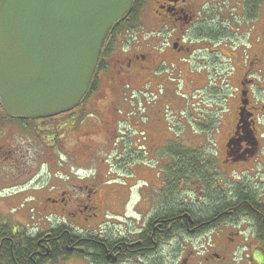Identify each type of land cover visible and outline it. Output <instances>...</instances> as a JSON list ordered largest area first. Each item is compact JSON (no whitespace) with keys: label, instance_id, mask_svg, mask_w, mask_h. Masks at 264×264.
<instances>
[{"label":"flooded vegetation","instance_id":"1","mask_svg":"<svg viewBox=\"0 0 264 264\" xmlns=\"http://www.w3.org/2000/svg\"><path fill=\"white\" fill-rule=\"evenodd\" d=\"M236 6L228 14L224 0H154L152 24L124 26L115 34L83 118L81 109L29 124L2 118L0 225L9 229L0 227V249L1 235L12 246L15 230L25 229L43 247L32 264H261L255 250L264 224V17L258 18L253 0L249 6L236 0ZM125 90L146 95L149 104L167 100L178 124L229 128L224 135L219 130L222 141L215 149L185 160L186 172L176 178L177 160L161 155L165 141L155 143L143 129L138 149L130 135L120 134L128 125L119 113ZM174 107L182 111L174 113ZM88 119L105 127L85 131L77 153L83 162L75 161L71 139L68 146L62 139L76 135ZM148 120L145 115L143 123ZM28 130L50 136L39 156L49 151L53 164L29 162L28 149L18 153L12 139ZM149 133L151 143L145 142ZM113 140L122 153L104 158ZM73 167L82 174L71 172ZM20 204L28 210L19 213ZM4 210L34 222L25 227ZM35 223L43 225L29 227ZM58 226L56 235L50 232ZM60 235L66 241L56 247Z\"/></svg>","mask_w":264,"mask_h":264},{"label":"water","instance_id":"2","mask_svg":"<svg viewBox=\"0 0 264 264\" xmlns=\"http://www.w3.org/2000/svg\"><path fill=\"white\" fill-rule=\"evenodd\" d=\"M134 0H0V104L46 118L87 93L114 23Z\"/></svg>","mask_w":264,"mask_h":264},{"label":"rangeland","instance_id":"3","mask_svg":"<svg viewBox=\"0 0 264 264\" xmlns=\"http://www.w3.org/2000/svg\"><path fill=\"white\" fill-rule=\"evenodd\" d=\"M153 2L154 0H146L145 3V15L143 18V23L145 25H150L152 23L151 21V12L153 11ZM224 8L226 10V13L230 14L231 12H235L238 7L236 6V0H224ZM262 14V17H260V15ZM264 17V0H262V3L260 5V12L258 14V18H260V20ZM142 23V24H143ZM142 30V29H141ZM143 31V30H142ZM227 68V67H225ZM179 93V92H178ZM106 95V93H105ZM164 104H163V103ZM161 102V104L163 105L164 109L166 111L163 112H169V117L167 119V121H164V123H160L158 121V119L160 118V113H159V109H160V104H155L154 102H151V104H149L147 102V96L146 95H142L140 94L138 91H132V90H125L124 94H123V101L120 104V108H119V113L122 114V116L126 119V120H130V122H133L134 124H145L144 127L140 126V129H142V127L146 130H150L153 135V140L155 143L157 144H161L163 143V141L165 139L168 138H175V139H181V141L183 143L186 144V147L188 148H192L194 150H196L197 152H206V149H208V151H210L212 148L215 149L217 143H221L222 141V136L224 135V133L226 132V130L229 128V124H178L175 122L174 119H172L174 116L170 115L171 112V107L168 109L166 108L164 105L167 102V100H163ZM175 108V107H174ZM81 109V110H80ZM80 111H90L91 108L86 106V105H81L77 110H75L74 114L72 116H75L76 114L79 113ZM145 110L147 111V113L145 114ZM99 111L100 114H104L105 113V107L104 106H100L99 107ZM203 112H205V109H202ZM174 113H178V109H174ZM145 115L148 116L149 120L146 123H143V119L145 117ZM94 117H96V120H99V115H94ZM91 117L90 119L94 118ZM101 118H105L106 116H100ZM88 118V117H85ZM88 119L86 120V124L82 125L80 127V131L76 133V135L73 136L72 133H69L66 135V137L64 139H62V144L68 146V139H71L69 141V148L71 150V153L75 155V157L71 154V158L74 159L75 161H82L80 159L81 156H77V153L80 151V149L83 148V142L85 141L84 138L86 137L84 135L85 131H100L103 130L105 127V124H92L91 120ZM53 121V120H52ZM50 121V122H52ZM35 124V123H32ZM124 124H128V123H124ZM216 125V126H215ZM209 126V129L211 131H206L203 129H207ZM215 126V127H214ZM223 130V135L222 133H220L219 130ZM79 128H77L78 130ZM53 132L55 133V129H52ZM75 130V132L77 131ZM120 134L121 135H130L131 139H132V143L133 146L135 148L141 149L142 148V144H143V139L139 134V130L133 129L128 125H125L123 127H121L120 129ZM35 131H37V129H35ZM35 131L28 130V134L25 133V136L23 137H19L17 139H12V143L16 144V146H18V153H20V149L24 152L25 149H28V159L31 160L29 162H32L35 158L36 160L35 163L39 162V161H43V160H47L48 162L51 160H54V157H51L49 155V151H46L43 154V157L39 156V153L44 150V147H41V144H49L51 143V138L49 135H46L45 137V132L44 131H39L40 134H37ZM17 133V132H16ZM147 135V140H145V142L147 143H151L150 137H152L151 134ZM18 134V133H17ZM22 134V132H19V134L17 136H20ZM16 136V135H13ZM89 136V135H87ZM264 136V135H263ZM199 142V143H198ZM119 142L118 140L115 143V150H114V154H121L122 150L121 147L119 146ZM206 146V147H204ZM206 148V149H205ZM62 149H64L62 147ZM213 149V150H214ZM66 151V150H65ZM62 151V152H65ZM161 155L162 158L167 157V155L165 154V150L162 149L161 151ZM105 156V155H103ZM166 160H169L170 163L168 165H173L174 162L169 159L166 158ZM144 159L140 158V159H136V162H143ZM51 162V161H50ZM83 162V161H82ZM80 162V163H82ZM52 163V162H51ZM79 163V164H80ZM53 164V163H52ZM87 165V164H86ZM163 165V163H162ZM161 165V166H162ZM42 168H44V166H42ZM162 168H164V166H162ZM78 174H82V171H80ZM48 177V174L44 173L43 178L46 179ZM40 177H38L39 179ZM259 186L262 187L261 183H259ZM28 210L27 206L20 204L17 206V211L19 213H23L24 211ZM5 211V210H4ZM1 214H3L2 211H0ZM6 214H9L12 218H14L13 214H16V219L18 222H21L22 224H27L28 227V221H30L31 223L34 222V218H31L30 220H26L25 217L19 213L16 212H7L5 211ZM31 213H27V217L28 215ZM48 223V221H45ZM43 224H30L29 227L32 229H36L37 226H40ZM261 240L257 241L256 243V250L255 252L261 256V260L259 261L261 264H264V246L263 244L260 242ZM254 244V243H253Z\"/></svg>","mask_w":264,"mask_h":264},{"label":"trees","instance_id":"4","mask_svg":"<svg viewBox=\"0 0 264 264\" xmlns=\"http://www.w3.org/2000/svg\"><path fill=\"white\" fill-rule=\"evenodd\" d=\"M261 1L262 0H253L254 4L256 6V9L260 6ZM249 2H250V0H246L247 6H249ZM251 2H252V0H251ZM145 3H146V0H134L130 10L128 11V13L125 16H123L121 19H119L116 23H114V26L110 32V35L104 44L102 56L100 58V64H99L97 70L100 69L102 63H104V60H103L104 55L108 56L109 52L112 50V48L115 44V34L123 31L124 26L134 27L137 24H140L139 15L142 11H145V8H144ZM96 79H97V75L95 74L93 82ZM93 82H92V85H91V87L87 93V97L94 87ZM75 110H77V108L68 112V113L72 114V112ZM0 118H6L8 120L12 119V118L5 116V114L1 108V104H0ZM52 119L53 118H49L48 120H52ZM44 120H46V119H44ZM33 121H35V120L28 119V122H33ZM166 151L168 153H170L171 155H173L174 159L177 160V163L174 166V168L176 169V172H177V173L175 172L177 175L176 178L179 177L180 172L185 174L186 167H187V165L185 164L187 161H185V160H195L196 159L195 158L196 156H188V155H190V153L195 152V150L188 149V148L182 146L181 144H179L178 142L177 143L167 142ZM247 200H249V199H247ZM238 210L241 211L240 209H238ZM257 211H259V210H257ZM0 227H2V229H5V228L9 229L8 225H6V224H1ZM59 227L60 226L52 228L50 230V232L54 233L56 235L60 231ZM258 231L260 233V235H259V239L261 240L260 242L264 246V224H262V226H259ZM15 233L17 235L15 234L16 237H15V241H13L14 245H12V246H10L11 242H10L8 236L1 235V239H3V242H2V247L0 249V264H24V263H31L32 264V262L39 256V255H37V253L35 251H39V252H41V254H43V247L42 246H40L39 248L36 247L35 237L32 234H29L28 231L25 229H23L21 233H19V230H15ZM26 240H28V241H26ZM64 241H66V238L64 236L60 235L57 237L56 243H54V244H56V247H58V246H61V243H63ZM51 246H52V249L55 248V245H51ZM29 256H31V257H29Z\"/></svg>","mask_w":264,"mask_h":264}]
</instances>
